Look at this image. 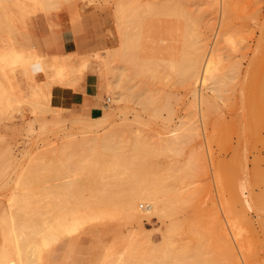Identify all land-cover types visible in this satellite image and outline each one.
I'll return each mask as SVG.
<instances>
[{
	"label": "rangeland",
	"instance_id": "374dc122",
	"mask_svg": "<svg viewBox=\"0 0 264 264\" xmlns=\"http://www.w3.org/2000/svg\"><path fill=\"white\" fill-rule=\"evenodd\" d=\"M47 2L50 3L47 7L42 0H10L0 4V52L14 49L23 57L31 55L27 56L29 60L21 58L20 64L12 66V72L9 66L0 64V82L8 93L19 95L15 100L9 98L14 100H11L12 108L0 111V165L3 163L6 168L0 181V213L13 192V180L22 169L30 183L24 193L34 189L32 194L27 193L30 196L26 195L27 201L38 206L33 210H37L46 228L54 225L58 216L69 219L72 211L79 215L89 213L83 201L90 197H84L90 194L85 180L84 187L81 185L77 191L78 198L84 194L79 198L82 203L75 206L72 205L75 196L60 188L74 177L75 180L86 178L81 173L84 152L77 150L67 157L59 153L69 140L65 139L68 134L70 139L81 143L83 139L113 134L110 137L125 150L135 139L156 149L161 139L172 137L170 130L177 129L179 134L186 133L188 137L186 141L178 140L172 150L150 160L159 173L174 177L172 189L180 195L173 207L174 215L148 216L143 211L146 203L140 202V219L131 220L112 206L114 215L108 207L105 218H88L75 232L41 246V260L37 259L36 264H113L118 254L128 260L127 264L153 261L157 264H233L228 254L230 247L237 248L238 244L242 247L236 249L238 264H264V0ZM120 17L126 18L123 23L127 26L121 25ZM119 24L128 31L125 27L123 31L119 29ZM188 33L194 41L193 48L198 51L200 47L203 56L214 52L218 58L219 70L207 86L200 83L185 86L180 71L168 67L171 61L178 62L185 55ZM127 37L132 38L128 41L135 46L127 48L124 43ZM176 56L180 58L175 61ZM63 61L67 65V79L55 83L59 79L57 68ZM119 67L123 68L122 73ZM118 71L123 75L122 84L128 94L124 95L125 100L115 102L110 80ZM216 79L220 89L213 92ZM256 87L262 98L255 103L252 93ZM39 89L52 96L45 106L46 113L34 112L29 103L37 100L34 93ZM194 89L209 99L208 108L202 107L194 97ZM113 91L118 92V87ZM72 93L89 94L93 106L99 108V115L90 116L67 102L58 103L59 94L69 99ZM101 116H105L103 121L98 119ZM32 151L43 155L41 172H37L38 177H43L33 184L29 167ZM232 186L240 189V199L236 201L230 193ZM37 188L42 190V195ZM57 189H62L65 196ZM36 192L42 197L31 196L33 193L37 196ZM191 195L193 199L188 198ZM224 200L232 206L231 217L224 209ZM239 214H244L250 224L246 225ZM230 222L241 233L236 241L230 232Z\"/></svg>",
	"mask_w": 264,
	"mask_h": 264
},
{
	"label": "bare ground",
	"instance_id": "6f19581e",
	"mask_svg": "<svg viewBox=\"0 0 264 264\" xmlns=\"http://www.w3.org/2000/svg\"><path fill=\"white\" fill-rule=\"evenodd\" d=\"M9 1L10 0H0V4L8 3ZM47 1L48 0H46V1L42 0V4L45 7H47L50 4ZM142 6H141V8H142ZM133 9H134V7H133ZM119 10L121 11L120 8H119ZM153 10H155V9H153ZM143 11H144V9H143ZM138 12H140V11H138ZM124 14H125V12H124ZM176 15L178 16V14H176ZM118 16H120V15H118ZM143 16H144V13H143ZM121 17L119 18L120 20H122V21L119 20L121 22V25L127 26V23H123L124 22L123 20L126 18L123 17L124 18L123 19ZM144 18H145V16H144ZM186 19H188V17ZM156 20L157 19H155V21ZM183 20H184V18H183ZM127 21H128V19H127ZM127 21H125V22H127ZM151 21H152V19H151ZM157 22H158V20H157ZM148 23H149V20H148L147 24ZM121 25L119 24V29L122 30L125 27V29H126L125 31H128L126 26L120 28ZM144 25L146 26V24H144ZM154 25H153V28H155ZM171 25H172V23H171ZM161 26H162V24H161ZM173 26H174V24H173ZM138 27H134V28H138ZM129 28H130V26H129ZM160 28H162V27H160ZM148 30H150V27L148 28ZM125 31H124V33L123 32H120V33H123V34H125L123 36H126ZM132 31H135V30H132ZM141 31H143L142 28H141ZM155 31L153 33H156ZM176 32H177V28H176ZM127 33L129 34V32H127ZM132 33H136V32H132ZM149 33H152V32H149ZM177 33H179V31ZM150 35L152 36L153 34H150ZM182 35H183V33H182ZM121 36H122V34H121ZM135 36H136V34H135ZM153 36H155V35H153ZM130 37H131V35H130ZM168 37H170V36H168ZM173 37H176V36H173ZM147 38H148V36H147ZM121 39H123V38H121ZM131 39H129V37H127L126 41L124 42L125 45L127 46V48H129V46L134 44L133 42H132V44L130 43ZM166 39L168 40V38H166ZM128 40H130V41H128ZM136 40H135V42H136ZM150 40H149V42L152 43V41H150ZM153 41H156V40L154 39ZM177 42H179V41H177ZM185 42L184 43L187 46L186 47L187 51L186 52L184 51L185 55L183 56V58L180 61H178L179 63L171 61L172 64L169 65L168 67L171 66L172 69H175V70L178 69L180 71V73L182 75V77H181L182 82H183V84H185V86H194L198 83H200L203 86H207L208 81H210V79L215 77V74L219 70V67L216 63L218 58L214 52L206 54L205 56H203L200 47H199L198 51H197L196 47L193 48L194 47V41L192 40V38L190 39L189 33H188V38L185 39ZM144 43H145V46H148L145 41H144ZM170 44L171 43H169V45ZM160 45H162V44H160ZM126 46L124 49H126ZM132 46H135V44ZM150 46H151V44H150ZM165 46H166V44H165ZM9 47H10V44H9ZM156 47H157V45H156ZM160 48L162 49V47H160ZM130 49H131V47H130ZM156 49H155V51H156ZM130 52H132V50ZM149 53L152 54L151 51ZM169 53L170 52H168V54ZM192 53H194V54H192ZM153 54H155V53H153ZM28 55L31 56L30 54H28ZM125 55H127V54H125ZM159 55L161 56V54H159ZM27 56L23 57L16 50L9 49L7 52L6 51H4L2 53L0 52V64L6 66L7 68L9 66L10 67L9 69L11 70L13 68L12 66H14V65L16 66L18 63L20 64L19 61L21 58L25 59ZM178 56H180V55H178ZM176 58H177V56L175 57V61H176ZM178 58H180V57H178ZM29 59H30V57L29 58L27 57L25 60L27 61ZM145 59H146V57H145ZM25 60L21 63H25L26 62ZM156 60H157V58H156ZM63 62H64V64H61L57 68L56 75H57V78H59V79L56 80V78H54V80H56V81H53V82H55V83H58L59 80L62 82L64 80V78H66V76H67V74L65 73V69H66L67 65L65 64V61H63ZM21 66H23V65H21ZM155 66H157V65H155ZM1 69H2V72H4L5 69L4 70H3V68H1ZM118 69L122 73L123 68L119 67ZM12 70L10 72H12ZM71 70H74V68L73 69L71 68ZM118 72L116 73L117 75L114 78H112V79L110 78L111 79L110 80V86L112 87V89H111L112 90L111 91L112 96L111 97L115 102H118L119 100H125L126 97L124 98V95L126 96L128 94V92L126 94V91H124L125 85L122 84V79H123L122 76L123 75L120 72L118 74ZM72 73H73V71H72ZM70 75H69V77H70ZM73 75H75V74H72V76ZM50 79H52V78H50ZM50 79H49V81H50ZM72 79H71V81H70V79L68 81L72 82ZM46 81H47V79H46ZM2 83L0 82V111L3 110V108L5 110H8L11 107V102L16 99V96L17 97L19 96L18 93L17 94L14 92L10 93L11 91L8 93L7 88ZM45 83H43V84L47 85V83L46 84ZM50 84H51V81H50ZM214 84H217V85H216V87L212 88L213 92L220 89V85H219L220 83H219L218 79L215 80ZM71 86H73V85L71 84ZM10 87H11V85H10ZM115 87H118V92L113 91V89ZM198 90H196V89L193 90L194 97H196V99L200 100V104L202 107L204 106V107L208 108L209 104H210L209 99L207 97L203 96L202 94H199ZM9 94H11V95L8 96ZM13 94H15V97L13 96ZM252 96H254V98L252 100L255 99L254 100L255 103L257 101L261 100L262 93L258 87H256L253 90ZM11 97H13V99L14 98L15 99L14 100L11 99L12 100L11 101L9 99ZM35 98L37 100H32L33 102L29 101L31 107H33V109H34L33 111L34 112L39 111V112H44V113L48 112L46 107L49 104L42 103L41 101H38V95L37 94H35ZM18 99L21 100L22 97L21 98L19 97ZM110 100H111V98H110ZM49 108L51 109V107H48V109ZM45 110H46V112H45ZM153 110H154V115L156 116L157 111L155 110V108ZM104 117L105 116H101V117H98V119H102ZM98 119H96V121H98ZM70 121L71 120H69V122ZM102 121H103V119H102ZM71 123H73V122H71ZM176 131H177V129H176ZM176 131L175 130L168 131L172 135V137L167 138V139H161L160 143L157 146L158 148L156 147V149L152 148V147L148 148V147H146V145H144V142L142 140L135 139L134 143L127 150H125L124 147L121 146L119 142L114 141V139L111 138V137H113L112 136L113 134L110 135L111 137L105 135L103 137H92L89 139H83V141L81 143V142L74 141V139H70V135L67 133L68 136L66 135L65 139L68 137L67 139H69V140L68 141L66 140L67 143H64L65 145H64L63 151L59 152V153H61V155H65L67 157V156L73 154V152L77 151V150L84 152L85 155L83 154L84 155L83 160L81 161L84 163V166H83V164H81L83 171L81 170L82 171L81 172L80 169L78 171H80L82 173V175H84V177H86V178L85 179L83 178V180L81 178H78L75 180V177H74V180H70L68 182H65L63 187L58 186V188L59 187L62 188L65 191V193L67 192V194L70 193L71 195L70 194L69 195L71 197L75 196L76 199L74 198V202L72 203V205L74 204V206H75L76 203H82V200H80L79 198L81 197V199H82V196L84 194L80 195L79 198H78L77 194L79 192L78 190L81 189V187L83 186V183L86 181V183L84 185L87 184L86 187L89 189L91 195L88 193L89 191L86 192V193H88V195H85L84 197H86V196L87 197L90 196V197L87 199L88 201H85L84 199H83V201L85 202L84 203L85 207L89 209L88 210L89 213H87L85 215H79L77 212L74 213V211H72L68 215L70 217L69 219L68 218H62L61 216H58L54 221L55 224L46 228L45 224L42 223L43 219H40L41 217L40 218L38 217L37 210H35V212L33 210V209H37L38 206L36 204L34 205V203H30L31 201L30 202L27 201V196H28L27 193L28 192L26 190V192L24 193V190L27 189L26 186H29L30 183H28V178L25 177V175H26L25 171L22 169L21 172L19 173V175L16 177V179L13 180V184H12L13 185V192H11L9 194V196L7 197V200H6L7 202L5 203L4 210L2 213H0V237L2 240V242L0 244V259L3 262V263L1 262V264H36L37 263L36 261L41 260V258L39 259V251L40 252L42 251V250H40L41 246L49 245L52 242H54L55 240L59 239L60 236H64L65 234L75 232L78 228L80 229L79 226H81L83 223H85L89 219L97 218L100 216L105 218L106 217L105 211L108 207H110V208H112V206H114V208L116 207L117 209L120 210V213L124 214V216H126L127 219L129 218L131 220H136V219L139 220L140 219L139 211H138V204L140 202L146 203V207L143 211H147L148 216L149 215H155V216H158L159 218H167V217L174 215L173 207H174L175 201H177L180 198V195L172 189V186H173L172 184L174 183V180L172 179L173 176L170 174L164 175V174L159 173L157 168L154 167V164L150 163V160L152 157L157 156L164 151L172 150L174 144H176L178 142V140H182V141L185 140L186 141L188 134L187 135H185L186 133L185 134H183V133L179 134L178 131H177L178 134H176L175 133ZM71 138H72V136H71ZM33 152L34 151H32V153ZM27 154L28 153H26V155ZM30 155H31L30 161H32V162L30 163L29 167L31 170L30 172L32 174L31 184H33V183H37L39 181V179H38L39 177H40V181H41V178L43 177V176L38 177V173H37V172H39L38 170H40V172H41V169H39V168L40 167L42 168L41 164H43V163H41V160L43 159V155L39 151H37L33 154L30 153ZM27 156H29V155H27ZM62 157H64V156H62ZM1 165H2V168L0 167L1 168L0 169V181L4 178V176L6 174L5 166L3 165V163H1ZM79 168H80V166H79ZM75 169H77V168H75ZM39 174H41V173H39ZM106 178H107V180H106ZM103 179H105L107 182H103V181H105ZM42 180L44 181V179H42ZM43 181H42V183L44 184ZM39 185H42V184H40V182H39ZM40 188H43V186H41ZM62 189H57V191L61 190V192H59V193H63ZM32 190H34V189H31L29 191V193H31ZM38 190L41 194L42 190L41 191H40V189H38ZM38 190H36V191H38ZM84 190H85V188L82 189L81 192L83 193ZM238 190H240V189L237 188L236 186L231 187L230 193H231L233 201L240 199V191H238ZM38 193L36 192L37 196L35 195V193H33L34 195H31V196L38 197L39 196ZM60 195L61 194H59V196ZM63 195H64V193H63ZM69 195H66V196L68 197ZM28 197H30V196H28ZM39 197H42V196H39ZM54 197H55V195H54ZM32 198H30V200ZM60 198H61V196H60ZM188 198L193 199L192 195L189 196ZM62 199H63V197H62ZM71 200H73V199L71 198ZM36 201L38 202V205L40 206L39 201L37 199H36ZM41 201H42V198H41ZM56 201H58L57 198H56ZM65 201H66V199H65ZM58 204H60V203H58ZM223 206H224L226 213L228 215H230V217H231V215L234 214L232 206L225 200H224ZM110 208H108V209L110 211H112L113 214L116 213V212H114L116 210V208H115V210L113 208L111 210ZM39 209L42 210V207H39ZM41 213H42V211H41ZM103 214L105 216H103ZM113 214H111V215H113ZM117 214H119L118 211H117ZM114 215H116V214H114ZM119 215H121V214H119ZM108 216L110 217V215H108ZM240 218H241V220H243V222L246 225L250 224V222L248 221L247 217L244 214L243 215L241 214ZM227 223L229 224L228 221H227ZM237 227H236V224H234L233 222H230V232L232 234L233 240L239 239V236L241 235V233ZM237 242H239V240ZM234 246L230 247L231 249H230V253L228 255H229L231 262L233 264H238L239 255H238V252L236 251V249L238 247L242 249V247L239 246V244L237 245L238 246L237 248ZM241 254H243V251L241 252ZM40 255H41L40 257H42V254H40ZM110 255L111 254L109 252L108 256H110ZM118 255L119 256L117 257V259H114L115 262L113 264H127L128 260H124V258L122 257V254H118ZM115 257H116V255H115ZM37 259H39V260H37ZM112 259L110 258L109 260H112ZM38 264H41V263H38ZM150 264H157V262L153 261Z\"/></svg>",
	"mask_w": 264,
	"mask_h": 264
},
{
	"label": "crops",
	"instance_id": "0c3cea01",
	"mask_svg": "<svg viewBox=\"0 0 264 264\" xmlns=\"http://www.w3.org/2000/svg\"><path fill=\"white\" fill-rule=\"evenodd\" d=\"M35 94L38 95V100H42V103L49 104V101H51L52 96L50 94H46V92L44 93V91L41 89H39L38 92H35ZM63 96V94H59L56 97L58 103L64 104V102H67L71 107H75L78 111L88 113L90 116L99 115V108L93 106V101L89 97V94L72 93L71 95H69V99L64 98Z\"/></svg>",
	"mask_w": 264,
	"mask_h": 264
}]
</instances>
